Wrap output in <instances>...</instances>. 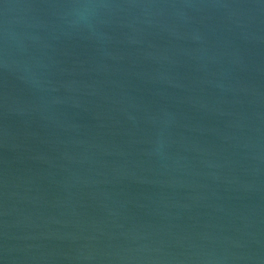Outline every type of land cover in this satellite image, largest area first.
I'll return each instance as SVG.
<instances>
[{"label": "water", "instance_id": "1", "mask_svg": "<svg viewBox=\"0 0 264 264\" xmlns=\"http://www.w3.org/2000/svg\"><path fill=\"white\" fill-rule=\"evenodd\" d=\"M0 264H264V0H0Z\"/></svg>", "mask_w": 264, "mask_h": 264}]
</instances>
